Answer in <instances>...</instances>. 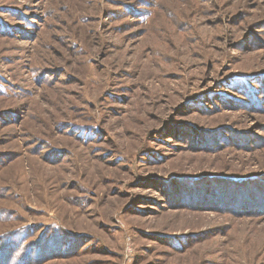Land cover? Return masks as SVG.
Listing matches in <instances>:
<instances>
[{"label": "rangeland", "instance_id": "374dc122", "mask_svg": "<svg viewBox=\"0 0 264 264\" xmlns=\"http://www.w3.org/2000/svg\"><path fill=\"white\" fill-rule=\"evenodd\" d=\"M0 264H264V0H0Z\"/></svg>", "mask_w": 264, "mask_h": 264}]
</instances>
